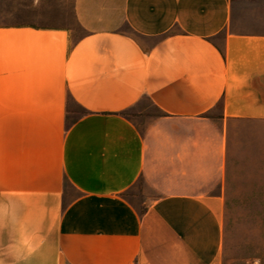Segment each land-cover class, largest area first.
<instances>
[{"label":"crops","instance_id":"crops-1","mask_svg":"<svg viewBox=\"0 0 264 264\" xmlns=\"http://www.w3.org/2000/svg\"><path fill=\"white\" fill-rule=\"evenodd\" d=\"M253 163L264 0H0V264H225Z\"/></svg>","mask_w":264,"mask_h":264},{"label":"rangeland","instance_id":"rangeland-1","mask_svg":"<svg viewBox=\"0 0 264 264\" xmlns=\"http://www.w3.org/2000/svg\"><path fill=\"white\" fill-rule=\"evenodd\" d=\"M68 7L73 2L56 3ZM83 109L74 106L69 119L73 121L83 114ZM134 120L141 121L142 117L155 116L156 109L148 99L133 108L128 113ZM249 159L256 157L251 150V135L248 134ZM252 171L245 178H235L232 202L225 211L226 244L225 264H264V177L253 163ZM254 168V169H253ZM250 169V168H249ZM262 173V172H260ZM149 190L143 180L132 188L127 196L137 205L149 195Z\"/></svg>","mask_w":264,"mask_h":264}]
</instances>
